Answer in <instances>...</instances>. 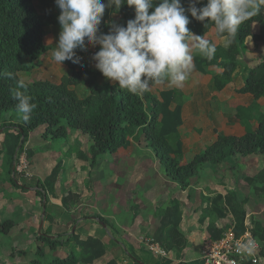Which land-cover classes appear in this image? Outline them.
Masks as SVG:
<instances>
[{
	"label": "crops",
	"instance_id": "1",
	"mask_svg": "<svg viewBox=\"0 0 264 264\" xmlns=\"http://www.w3.org/2000/svg\"><path fill=\"white\" fill-rule=\"evenodd\" d=\"M112 19L121 22L119 15L112 16ZM259 31L258 24H253L252 35ZM59 32L60 26L47 27L45 44H56ZM204 37L217 47H223L214 28L209 29ZM98 50L99 45L86 44L82 51L93 70L96 68L92 56ZM51 52L46 51L34 61L35 67L21 73L20 78L24 81L60 83L70 71L64 64L61 67L55 64ZM262 55L264 42L260 41L256 47L253 37H247L232 80L219 91L213 86V76L223 70L219 59L207 65L205 73L200 74L194 68L182 87L178 88L167 80L151 86L150 92L156 96L160 91L170 89L180 92L172 106L181 105L182 122L178 126L183 149L181 163L201 153L219 135H243L245 128L235 115L236 109L256 102L259 110L264 112V97L255 99L249 93L237 91L243 86L248 70L259 62ZM97 79L100 83H113L102 74ZM78 87H83V93L79 95L76 87L77 94L80 97L86 95V86ZM149 109L150 105H146L147 113ZM2 122L6 125L9 118ZM11 122L18 123L20 119L14 118ZM250 125L254 129L256 120H250ZM2 126L0 122V223L10 221L12 227L7 233H0V264H34L38 246L43 249L42 264H47L51 258H66L72 249L80 250L70 239L73 233L80 239L90 236L98 238L105 245L106 253L91 264H104L110 259H114L116 264H203L200 256L202 242L209 238L205 229L208 218L201 223L200 217L204 215L205 208L210 206V196L233 191L238 201H247L245 194L239 196V191L244 193V190L237 187L239 181L235 179L233 174L236 169L232 170V167L236 166L245 176H253L264 167V153L226 157L215 166L229 172H221L223 176L220 177L197 176L191 180L189 187L181 189L177 182L167 176L165 167L143 137L138 140L128 137L124 146L113 153L97 156L91 166L88 152L91 140L86 134L77 129H68L66 138H53L45 135V128L39 126L28 132L14 161L23 159L26 170L32 176L23 178L13 173L16 178L14 182L11 180L13 175H7L2 167V157L5 133L16 134V129ZM57 164H60V171L55 182L49 184L46 178ZM215 166L209 163L203 169L209 167L210 171ZM134 173L139 175L132 177ZM258 197L263 202L264 196ZM173 199L179 201L181 210L177 231L182 237V249L175 254L174 248L167 252L163 247L164 254H154L145 248L141 237L153 236L162 209ZM258 199L255 201L250 198L249 207L243 205L245 225L248 223L252 226V222L249 223L252 216L255 218L253 221L264 225V220L257 217L264 210L263 203ZM254 202L258 209L252 207ZM99 216L105 220H100ZM215 224L228 229L232 228L234 220L228 213L224 218L216 219ZM40 235L60 240V243L51 248L39 239ZM138 236L139 244L136 240ZM12 250L14 254L10 252Z\"/></svg>",
	"mask_w": 264,
	"mask_h": 264
},
{
	"label": "trees",
	"instance_id": "2",
	"mask_svg": "<svg viewBox=\"0 0 264 264\" xmlns=\"http://www.w3.org/2000/svg\"><path fill=\"white\" fill-rule=\"evenodd\" d=\"M41 1L42 11L37 9L34 0H0V119L5 121V115L10 110L16 111L17 102L12 99V94L18 81L25 83L26 88L21 90L32 97V102L36 104L28 123L21 120L18 123L11 122L13 117L10 116L9 123L3 124L4 128L16 129V134L6 132L4 137L2 167L7 175L14 173L13 163L27 139L28 132L39 126L45 128V135L53 138H66L68 129H77L86 134L91 140L88 151L91 166L97 156L113 153L124 146L128 137L135 140L143 137L164 165L167 176L177 182L181 189L189 187L192 177L205 164L218 165L226 157L264 153V112L259 110L256 102L235 111L236 117L245 128L243 135H219L201 153L190 161L181 163L183 149L178 134V126L182 122L181 105L172 106L175 97L180 95L178 90L160 91L157 96L149 91L143 96H136L121 90L118 84L100 83L97 77L102 73L89 66L80 49L75 50L81 57L80 64L68 60L62 63L68 67L70 73L64 76L60 83L22 80L21 73L31 71L35 67L34 61L46 51L55 49V44H45L44 36L47 27L60 26L57 20L60 9L54 0ZM181 2L187 8L188 0ZM206 2L207 0H200L197 7L203 6ZM114 15H119L121 22L113 20ZM134 15V8L127 4H123L118 11L106 8L100 31L107 33L112 23L126 26L127 21L133 19ZM186 15L190 20L187 27L194 34L204 36L209 29L215 30L214 24L207 22V18L202 22L191 17L190 13ZM253 24H258L260 29L256 35H252ZM215 35L217 36L216 32ZM249 36L253 37L256 47L260 41L264 42V8L258 15L240 26L230 47H217L215 56L210 60L202 58L199 54L194 56L195 68L200 74L206 72L207 65L219 59L223 70L213 76L215 90H221L232 80L240 56L244 52L246 38ZM155 84L152 83V86ZM78 86H86V95L80 97L77 94ZM237 91L249 93L255 99L264 97V55L248 70L243 86ZM146 105H150L148 113ZM252 119L257 122L254 129L250 125ZM27 154L30 156L29 152ZM59 171L60 164H57L46 178L49 184L55 182ZM11 180L16 182L14 175ZM243 181L253 195L264 196V167L253 176H244ZM245 201H238L233 191H228L225 195L216 194L211 198L210 206L205 208L201 218V221L208 218L205 229L210 239L216 240L222 236L226 229L217 227L215 220L224 218L228 213L234 220L232 226L234 235L238 237L244 233ZM180 221L179 201L173 199L162 209L153 239L162 247L174 248L179 253L182 249V237L177 231ZM11 227L10 221L0 223V233H7ZM251 234L264 245V225L252 221ZM39 237L51 248L60 243V240H51L44 235ZM70 239L80 250L76 251L74 248L66 258H51L47 260V264H91L106 253L105 245L98 238L90 236L80 239L73 233ZM35 255L37 259L34 264H42L44 254L41 246L37 247ZM104 264H116V261L110 259Z\"/></svg>",
	"mask_w": 264,
	"mask_h": 264
},
{
	"label": "clouds",
	"instance_id": "3",
	"mask_svg": "<svg viewBox=\"0 0 264 264\" xmlns=\"http://www.w3.org/2000/svg\"><path fill=\"white\" fill-rule=\"evenodd\" d=\"M60 9L58 40L51 58L62 65L66 60L80 64L77 49L85 50L86 42L99 45L92 59L95 68L121 90L143 96L151 91L152 83L167 80L182 87L195 68L194 56L212 59L217 45L203 35L194 34L187 25L189 16L198 21L211 22L223 47L232 45L240 26L258 15L264 0H207L197 7L200 0H188L185 8L181 0H54ZM123 4L134 8V18L126 26L112 23L109 31H100L106 8L118 11ZM82 66V65H81ZM17 82L12 99L17 102L18 118L28 123L36 108L32 97ZM236 250L244 256H254L257 244L252 239L240 241Z\"/></svg>",
	"mask_w": 264,
	"mask_h": 264
},
{
	"label": "built area",
	"instance_id": "4",
	"mask_svg": "<svg viewBox=\"0 0 264 264\" xmlns=\"http://www.w3.org/2000/svg\"><path fill=\"white\" fill-rule=\"evenodd\" d=\"M14 173L23 178H30L32 175L26 170L25 161L20 159L14 163ZM244 233L236 237L232 228L226 229L219 239L210 238L204 241L201 248V260L203 264H264V245L251 234L252 226L246 223ZM252 239L257 244V252L254 256H244L237 252L238 242ZM148 247L158 255L164 254L157 242L151 238Z\"/></svg>",
	"mask_w": 264,
	"mask_h": 264
},
{
	"label": "rangeland",
	"instance_id": "5",
	"mask_svg": "<svg viewBox=\"0 0 264 264\" xmlns=\"http://www.w3.org/2000/svg\"><path fill=\"white\" fill-rule=\"evenodd\" d=\"M34 4H35V6L37 7V9L39 10V11H42V1L41 0H34ZM255 32H256V29H255ZM34 75H36L35 73H34ZM78 89H77V92L79 93V95H81L82 93H83V87H77ZM6 118H9L10 116H12L13 117V119L14 118H18V115H17V111H14V110H10L6 115ZM0 122H1V124L3 125L4 123L2 122V120L0 119ZM3 127V126H2ZM139 138H141V137H139ZM34 160H36L37 158H36V156H34V158H33ZM132 161H133V159H132ZM36 162V161H35ZM136 162V161H135ZM138 162V161H137ZM31 163L29 164V169H31ZM134 165V164H133ZM219 165V164H218ZM164 166V165H163ZM213 166H215V165H213ZM210 167H212V166H210ZM138 168H139V165H138ZM204 167H202V168H200V169H198L197 170V172L195 173V175L192 177V179L193 178H195V177H197V176H201V175H206V176H217V177H220V176H223L222 175V173L221 172H229L228 170H225V169H221L222 167H214V168H212V169H210V171L208 170V168L209 167H207V168H205V169H203ZM234 169H236V173L234 172V177H235V179L237 180V181H239L238 182V184L239 185H237V187L239 186L240 187V190L241 189H243L244 190V193L242 192V191H239L240 193H239V196H242V195H244L245 194V196H246V198H248V200L251 198V199H254L255 201H257L256 199H258L259 197L256 195H253L252 194V191H251V189L249 188V186H247L246 184H245V182L243 181V177L245 176V174L244 173H242V172H240L239 170H237V168H236V166H234V167H232V170H234ZM252 169H254L253 167H252ZM142 171V170H141ZM143 172V171H142ZM165 173V172H164ZM136 173H134V175L132 176V177H134V176H138L139 174L137 173L136 175H135ZM163 178L166 180V178H165V176H163ZM191 179V180H192ZM191 182V181H190ZM242 192V193H241ZM214 196V194H212L210 197H213ZM245 201L244 202V204H246L248 207H249V201ZM263 200V202L262 201H259V199H258V201L259 202H262L263 203V207H264V199H262ZM243 204V205H244ZM252 207H254V208H256V209H258V207L257 206H255V202H254V204H252ZM259 219H263L264 220V210L257 216ZM99 218H101L102 220H105L104 219V217H101V216H99ZM206 218V217H205ZM200 219H201V217H200ZM253 219H255L254 218V216H252L251 218H249V223H251L252 221H253ZM247 220H248V218H247ZM204 221V220H203ZM203 221H201V223L203 222ZM252 224V223H251ZM115 236V235H114ZM151 235H145V236H142L141 237V239H142V241L145 243L144 244V246H145V248H147V249H149V247H148V244H149V242H150V240H151ZM140 240V236H138V238H136V240H137V242H138V244L140 243L139 242V240ZM206 239H204L203 240V242H202V244H204V241H205ZM143 245V244H142ZM160 245V244H159ZM161 246V245H160ZM164 247V246H163ZM162 246L160 247L162 250H164V248H163ZM166 249V248H165ZM150 250V249H149ZM167 250V252H168V249H166ZM151 251V250H150ZM171 251V250H170ZM169 251V253L171 254L172 252H170ZM10 252H12L13 254H14V251L12 250V251H10ZM152 252V251H151ZM173 253H175V254H178L177 253V251L175 250H173ZM155 254V253H154ZM157 254V253H156ZM8 256H10V253L8 254ZM179 256V255H178ZM188 263V262H187ZM182 264H183V262H182Z\"/></svg>",
	"mask_w": 264,
	"mask_h": 264
}]
</instances>
